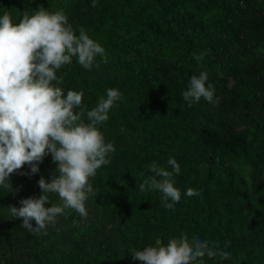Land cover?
Here are the masks:
<instances>
[{"label":"trees","instance_id":"16d2710c","mask_svg":"<svg viewBox=\"0 0 264 264\" xmlns=\"http://www.w3.org/2000/svg\"><path fill=\"white\" fill-rule=\"evenodd\" d=\"M92 3L0 0V16L8 12L14 23L41 6L62 11L77 35L84 28L106 49L99 68L86 70L74 58L58 71L65 94L82 91L91 109L108 88L122 93L101 126L115 152L90 179L87 218L66 210L46 235L21 227L9 207L42 195L39 179L50 181L56 168L51 154L35 174L24 165L11 175L12 188L0 189V264H141L131 249L181 233L231 253L205 256V264H264V0ZM201 71L218 102L188 107L181 93ZM170 157L181 166L174 210L161 205L159 192L137 187L153 175L148 165L168 167ZM188 188L199 195L186 196Z\"/></svg>","mask_w":264,"mask_h":264},{"label":"clouds","instance_id":"9594fccd","mask_svg":"<svg viewBox=\"0 0 264 264\" xmlns=\"http://www.w3.org/2000/svg\"><path fill=\"white\" fill-rule=\"evenodd\" d=\"M96 6L93 0L92 7ZM97 57L108 62L106 49L84 28L77 35L62 11L49 12L41 6L33 14L26 11L18 23L8 12L0 16V189L12 188L11 175L26 164L30 175L39 171L49 154L56 164L50 181L43 176L38 181L42 195L21 199L20 207H9L10 215L20 219L21 227L30 233L46 235L66 210L87 218L86 202L94 191L90 179L111 163L115 147L105 141L101 126L109 120V112L122 93L108 88L106 96L88 109L83 92L70 89L65 94L60 86L63 77L57 75L74 58L86 70L99 68ZM203 58V53L194 54L198 62ZM208 80L207 71L190 77L181 93L188 107L202 98L208 103L218 102ZM166 164L168 167L153 161L148 165L153 175L137 187L142 193L159 192L161 205L174 210L181 190L173 176L180 174L181 166L175 157ZM185 195L192 197L199 192L188 188ZM51 196L58 197L59 202H51ZM229 245L230 241H225L224 248ZM130 251L133 260L141 264H205V256L220 260L231 257L218 242L210 244L196 235L189 239L186 233L170 238L167 244L157 239L155 246Z\"/></svg>","mask_w":264,"mask_h":264}]
</instances>
